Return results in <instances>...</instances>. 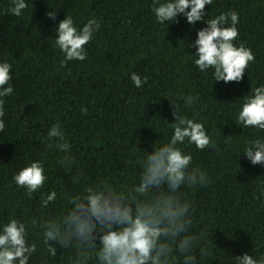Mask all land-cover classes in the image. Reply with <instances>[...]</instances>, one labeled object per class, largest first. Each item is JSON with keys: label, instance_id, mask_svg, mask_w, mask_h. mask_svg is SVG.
<instances>
[{"label": "trees", "instance_id": "obj_1", "mask_svg": "<svg viewBox=\"0 0 264 264\" xmlns=\"http://www.w3.org/2000/svg\"><path fill=\"white\" fill-rule=\"evenodd\" d=\"M150 6L151 0H28L22 15L15 16L8 12L10 0H0V60L13 65L15 93L5 100L6 127L0 132V216L34 217L44 211L39 195L29 198L10 182L17 165L42 153L50 170L44 191L72 195L99 179L131 181L139 170V154L171 131L165 119L173 120L168 97L191 89L199 94L196 107L216 140L203 151L189 148L193 163L211 174L206 187L186 190L214 253L204 264H230V255L244 251L264 253L259 191L264 167L243 153L238 159L236 142L258 133L241 131L231 120L232 101L264 80V0H216L212 6L213 14L228 8L240 12V39L256 54L241 81H215L213 86L190 59L188 52L195 48L186 49L187 36L195 39L203 21L193 28L181 17L167 28L153 22ZM52 9L55 19L46 15ZM66 13L81 23L95 15L102 24L86 45L87 58L62 66L52 36ZM133 71L148 77L142 88L130 80ZM57 120L63 122L75 157L68 172L56 165L55 151H46L44 137ZM60 253L58 248L57 258Z\"/></svg>", "mask_w": 264, "mask_h": 264}, {"label": "clouds", "instance_id": "obj_2", "mask_svg": "<svg viewBox=\"0 0 264 264\" xmlns=\"http://www.w3.org/2000/svg\"><path fill=\"white\" fill-rule=\"evenodd\" d=\"M215 2L151 0L150 6L153 22L167 28L181 17L193 28L203 21L195 39L187 36L186 49L195 48L187 51L190 59L210 76L212 86L215 81H241L256 63L255 52L240 39V12L228 8L213 14ZM10 4L8 12L20 16L28 0H10ZM56 12L52 9L46 15L55 19ZM101 24L95 15L81 23L68 13L55 24L52 45L62 55V66L87 58L86 45L95 39ZM12 67L9 60H0V132L6 127L5 100L15 95ZM130 80L142 88L148 77L133 71ZM198 96L189 89L168 97L173 120L165 119L171 131L165 140L139 154V170L131 181L99 179L64 195L55 189L44 191L50 179L46 154L17 165L10 182L29 198L39 195V208L44 211L34 217L14 212L0 216V264H36L38 260L39 264H204L214 253L206 239L209 233L198 226L186 190L206 187L211 174L193 163L189 148L203 151L216 140L199 115ZM232 102L231 120L241 131L258 133L236 141L238 159L243 153L253 165L264 167V80L250 84ZM44 141L46 151L56 152V165L64 172L72 169L75 157L63 122H53ZM259 191L264 205V187ZM230 264H264V253L230 255Z\"/></svg>", "mask_w": 264, "mask_h": 264}]
</instances>
